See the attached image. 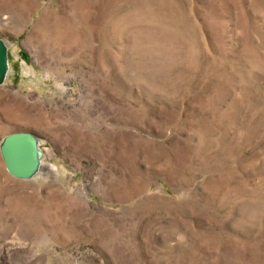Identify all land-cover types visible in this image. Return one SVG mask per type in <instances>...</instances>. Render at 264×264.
<instances>
[{"label":"rangeland","instance_id":"374dc122","mask_svg":"<svg viewBox=\"0 0 264 264\" xmlns=\"http://www.w3.org/2000/svg\"><path fill=\"white\" fill-rule=\"evenodd\" d=\"M0 38L12 264H264V0H0Z\"/></svg>","mask_w":264,"mask_h":264},{"label":"water","instance_id":"95a60500","mask_svg":"<svg viewBox=\"0 0 264 264\" xmlns=\"http://www.w3.org/2000/svg\"><path fill=\"white\" fill-rule=\"evenodd\" d=\"M10 71L8 45L0 38V85L4 84ZM1 154L7 171L19 179H31L39 171L43 151L38 139L30 131L8 134L1 144Z\"/></svg>","mask_w":264,"mask_h":264},{"label":"bare ground","instance_id":"6f19581e","mask_svg":"<svg viewBox=\"0 0 264 264\" xmlns=\"http://www.w3.org/2000/svg\"><path fill=\"white\" fill-rule=\"evenodd\" d=\"M12 69V68H11ZM43 164H42V162H41V164H40V167H39V170L40 169H43ZM16 249L15 248H10V247H8V248H5V251H6V253H4V252H0V264H12L11 262H10V260H12L11 258H10V255L13 253V251H15ZM0 251H1V249H0Z\"/></svg>","mask_w":264,"mask_h":264}]
</instances>
